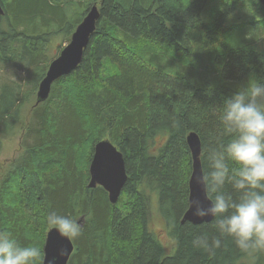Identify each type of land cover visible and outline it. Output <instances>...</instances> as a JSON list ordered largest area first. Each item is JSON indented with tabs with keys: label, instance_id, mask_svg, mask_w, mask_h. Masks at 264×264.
Wrapping results in <instances>:
<instances>
[{
	"label": "trees",
	"instance_id": "1",
	"mask_svg": "<svg viewBox=\"0 0 264 264\" xmlns=\"http://www.w3.org/2000/svg\"><path fill=\"white\" fill-rule=\"evenodd\" d=\"M0 1V70L27 75L0 86V137L17 135L56 35L70 43L92 3L100 12L80 65L33 106L24 139L32 142L0 177V264H42L52 228L70 234L68 264H264L260 0ZM191 133L201 140L215 206L213 221L198 225L182 223ZM102 140L125 159L128 179L115 205L103 187L89 188ZM156 223L174 240V252ZM34 249L37 259H30Z\"/></svg>",
	"mask_w": 264,
	"mask_h": 264
},
{
	"label": "water",
	"instance_id": "2",
	"mask_svg": "<svg viewBox=\"0 0 264 264\" xmlns=\"http://www.w3.org/2000/svg\"><path fill=\"white\" fill-rule=\"evenodd\" d=\"M260 1L264 6V0ZM3 15L4 9L0 3V16ZM99 17L100 12L95 5L73 33L70 43L50 63L46 77L38 89L37 105L48 100L56 81L69 75L80 65L83 53L96 31ZM187 143L192 154L193 172L189 182V208L182 222L195 225L210 223L215 217V206L207 195L200 159L201 140L195 133H191ZM89 172V188L102 186L108 192L110 202L116 204L126 184L127 174L123 154L109 140H102L96 144ZM43 251V264H68L74 252L70 234L59 228L50 229Z\"/></svg>",
	"mask_w": 264,
	"mask_h": 264
},
{
	"label": "rangeland",
	"instance_id": "3",
	"mask_svg": "<svg viewBox=\"0 0 264 264\" xmlns=\"http://www.w3.org/2000/svg\"><path fill=\"white\" fill-rule=\"evenodd\" d=\"M229 1H237V0H227V2H229ZM0 3H1V1H0ZM3 4L5 6L4 2H3ZM3 4L1 3L3 9H5ZM70 4H71L70 1H65L63 3L64 6H69ZM222 5L225 6V3ZM92 6H94V3L91 4V7ZM240 13L241 12L238 8L237 12L235 13V17L237 20L240 17L239 16ZM71 18H72V15L70 14L69 19L71 20ZM248 23H251V22H248ZM237 25H238V23H237ZM224 26H231V25H228L226 23ZM244 26H245V24H242L239 27L244 28ZM61 44H62V46H61ZM67 44L68 43L66 42L65 34L58 33L56 35V39L54 40V43L51 45V48L49 49L50 50L48 53L49 57L54 56L52 58L54 60L55 57L58 55L60 49L65 48L67 46ZM123 53H124L123 51L120 52L121 55H123ZM26 76L27 75H25L21 71H19L18 67H17V69L14 68L13 66L8 67L6 69H2V70H0V86H2V85L5 86V85L9 84L10 82H13L14 80L16 82L17 79H20V78L26 77ZM15 77L17 79H15ZM24 79H27V78H24ZM18 85H20V84H18ZM22 86H23V84H22ZM28 86L29 85H27V88H28ZM29 89L31 90V86L29 87ZM23 90H25V87H23ZM37 93H38V88L35 92V95H33L31 97L30 102L26 103L22 109L23 120L21 121V123L18 124V129H16L18 131L17 135L15 134V132H13V133L10 132L7 134H2L0 137L1 138V143H0V146H1L0 147V177L2 175H4V173L6 171H8V169L10 168V164L15 159H17V157L23 152L22 145H25V143H31L32 142V141L31 142L25 141L24 139H25V135L27 133V126L30 123V119L32 116L33 106H37L36 105ZM83 153H84V146H80L78 151H77V158H78L79 162H83V159H84ZM81 167H82V165H81ZM89 183H90V181H89ZM154 207L155 208L157 207L156 200L154 201ZM154 231H155V233L157 232L160 241L164 244V246L167 248V250L170 253L174 252L173 250L175 249V242L168 235V233L165 231L164 227L160 223H156V225L154 226ZM30 253H31L30 259H37L36 249H34L33 252H30ZM43 257H44V255H43Z\"/></svg>",
	"mask_w": 264,
	"mask_h": 264
},
{
	"label": "bare ground",
	"instance_id": "4",
	"mask_svg": "<svg viewBox=\"0 0 264 264\" xmlns=\"http://www.w3.org/2000/svg\"><path fill=\"white\" fill-rule=\"evenodd\" d=\"M125 170H126V168H125ZM127 174V173H126ZM127 179H128V176H127ZM127 182V181H126ZM99 186V185H98ZM102 187V186H101ZM96 188V187H95ZM94 189V188H93ZM110 200V199H109ZM119 200V199H118ZM113 205H115V204H113ZM182 223H185V222H182ZM190 223V222H189ZM43 260H44V258H43ZM42 264H43V262H42Z\"/></svg>",
	"mask_w": 264,
	"mask_h": 264
}]
</instances>
